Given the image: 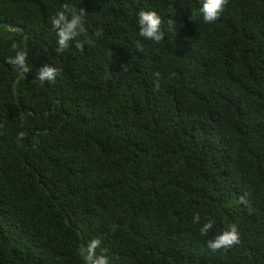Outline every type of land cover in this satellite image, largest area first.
<instances>
[{"label":"trees","instance_id":"1","mask_svg":"<svg viewBox=\"0 0 264 264\" xmlns=\"http://www.w3.org/2000/svg\"><path fill=\"white\" fill-rule=\"evenodd\" d=\"M64 3L87 31L58 53ZM201 6L0 0V264H87L93 239L109 264H264V0L212 23ZM142 9L161 41L140 36ZM233 223L240 243L210 249Z\"/></svg>","mask_w":264,"mask_h":264},{"label":"clouds","instance_id":"2","mask_svg":"<svg viewBox=\"0 0 264 264\" xmlns=\"http://www.w3.org/2000/svg\"><path fill=\"white\" fill-rule=\"evenodd\" d=\"M229 0H202V6L199 11L202 13V18L205 23H212L216 21L220 14L224 11L225 6ZM86 11L80 8L77 12L74 6L69 3H64L61 10L58 11L51 20L52 27L57 35V48L58 53H62L69 48L70 42L76 41V47L82 48L83 44L77 40L78 36L86 33L84 16ZM138 26L139 34L147 40L159 42L163 39L165 32L162 30V18L155 10H140L138 12ZM192 19L194 18L191 16ZM102 32L98 30L95 35L99 36ZM8 63L13 64L20 68L25 74L31 71L27 59V53L24 50L17 51L14 57L8 58ZM59 69L55 66L44 64L36 73V80L41 82H54L59 74ZM23 119V115L21 114ZM25 133H18V139H22ZM241 203H246L245 197H240ZM200 215L197 213L193 217L194 223H200ZM214 226V221L209 218L206 223L200 228L202 235H207L209 230ZM240 243V233L238 226L233 223L227 229L215 236L214 239L208 241V247L212 250L229 249L234 245ZM101 241L93 239L88 244L85 260L87 264H109L107 256L97 254L96 249L100 247ZM84 249H81V253Z\"/></svg>","mask_w":264,"mask_h":264},{"label":"water","instance_id":"3","mask_svg":"<svg viewBox=\"0 0 264 264\" xmlns=\"http://www.w3.org/2000/svg\"><path fill=\"white\" fill-rule=\"evenodd\" d=\"M18 79H19V77H18Z\"/></svg>","mask_w":264,"mask_h":264}]
</instances>
